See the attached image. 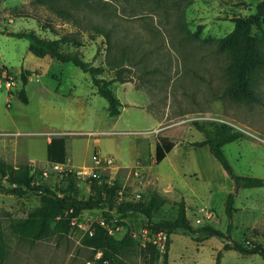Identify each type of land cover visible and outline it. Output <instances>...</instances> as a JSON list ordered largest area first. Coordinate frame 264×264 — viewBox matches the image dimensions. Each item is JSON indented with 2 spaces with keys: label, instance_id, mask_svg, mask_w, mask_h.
<instances>
[{
  "label": "rangeland",
  "instance_id": "rangeland-1",
  "mask_svg": "<svg viewBox=\"0 0 264 264\" xmlns=\"http://www.w3.org/2000/svg\"><path fill=\"white\" fill-rule=\"evenodd\" d=\"M261 1L0 0V30L67 36L70 49L78 48L86 60L105 68L104 77H114L118 68L128 79L114 84L123 107L119 116L110 117L90 74L72 63L35 56L27 39L0 34V160L12 164L14 152L22 164L35 158L37 163L30 165L36 182L55 190L66 173L49 168L50 137H66L69 157L79 167L89 165L95 151L113 155L122 165L140 159L147 166V192L156 189L168 198L152 223L175 219L177 202L186 198L192 227L210 226L220 233L200 239L199 232L173 231L170 264H215L219 252L221 264H264L258 254L223 249L234 241L247 248L264 247V186L237 185L208 146L194 145L205 138L196 123L207 128L210 120L230 123L244 133L223 147L234 173L264 180V73L257 80L263 103L234 102L226 94L229 56L217 50V40L234 28L231 18L255 13ZM23 70L32 72L25 86L28 102L18 95ZM4 71L14 78L11 88ZM156 141L175 145L159 164ZM230 193L235 194L232 218L226 211ZM90 194L87 183L80 181L77 197L86 200ZM39 204L40 197L32 192L19 197L0 189V219L8 244L4 264H95L97 257L82 244L78 230L34 244L17 237L11 221ZM118 207L96 210L122 226L116 237L128 232L138 242L119 256L118 264H162L164 250L152 245L154 260L142 252L148 247L141 241V232L149 229L146 216L122 217ZM201 207L212 210L215 218L198 224L196 211Z\"/></svg>",
  "mask_w": 264,
  "mask_h": 264
},
{
  "label": "trees",
  "instance_id": "trees-1",
  "mask_svg": "<svg viewBox=\"0 0 264 264\" xmlns=\"http://www.w3.org/2000/svg\"><path fill=\"white\" fill-rule=\"evenodd\" d=\"M230 21L234 24L232 31L217 40V50L225 52L229 56L227 73L230 80L226 88V94L234 102L261 104L263 100L258 93L257 80L264 73V0L257 4L255 13L236 15ZM201 29L202 26H199L198 32L192 35L196 37ZM254 29L258 31L255 32ZM101 33L103 34L104 32ZM0 34L27 39L29 41V50L35 56L39 58L51 57L61 63H72L83 72L90 74L97 94L108 103L107 111L110 117H117L121 114L123 103L115 93L114 84L116 82H128V79L123 76V70L117 68L114 77H104L105 68L86 60L78 48L75 50L70 49L67 46L69 40L67 36L44 37L34 29L20 31L0 30ZM3 70L5 69L3 68ZM31 75L32 72L29 70L21 72L23 87L18 92V95L24 102H28L25 86ZM209 123L211 128H207L202 124H195L205 138L194 145L199 147L208 146L211 153L221 163L230 177L242 187H263L264 180L261 178L236 175L224 154L223 147L228 143L239 140L244 136V133L226 122L210 120ZM174 147V144H162L157 141L156 164L161 163ZM47 160L49 164H64L67 161L66 137L52 138L47 145ZM36 180L35 171L30 164L15 166L0 160V189L19 197L29 192L40 197L38 207L31 210L24 217L13 219L10 223L13 232L19 239H26L32 244L46 240L52 235L67 236L72 229V219L84 211L93 212L98 209H113L115 193L119 187V182H116L114 186H108L106 183H99L95 179L89 180L91 194L88 199L83 200L77 197L80 180L75 174H66L65 182L55 190L46 184L36 182ZM167 201L168 198L153 189L148 192L146 190L140 200L124 202L117 208V213L122 217H126L130 213H141L148 219V228L155 232L159 230L167 231L168 241L162 255V264H170V236L173 231L183 229L191 233L199 232L201 234L200 239L213 234L220 235L210 226L194 229L189 221L184 199L176 204L177 215L175 219L152 223L154 213L167 204ZM226 211L230 218L233 217L236 211L235 194L233 193H230L227 197ZM104 217L108 221L112 219V216L108 213ZM82 244L92 250L93 258L98 252L101 253L100 258L95 260V264H118L119 256L124 251L138 246V242L128 232L118 238L109 234L108 230L100 225L97 226L94 235H84ZM223 249L226 251L236 250L242 253L258 254L264 258V247L261 245L247 248L244 244L234 241L233 245L227 244ZM142 252L152 260L156 257V250L150 244ZM7 255L8 244L0 219V264H4ZM222 256L223 253L219 252L215 264H221Z\"/></svg>",
  "mask_w": 264,
  "mask_h": 264
},
{
  "label": "built area",
  "instance_id": "built-area-1",
  "mask_svg": "<svg viewBox=\"0 0 264 264\" xmlns=\"http://www.w3.org/2000/svg\"><path fill=\"white\" fill-rule=\"evenodd\" d=\"M4 77L6 78V86L8 88L15 85L14 78L8 72L4 71ZM49 168L56 172L65 171L66 174H75L80 181H85L89 188V180L92 179L97 180L99 183L104 182L108 186H114L116 182H119V187L115 193V204L119 206L124 202L140 200L146 190V175L140 159L136 161L133 167L123 168L113 155L95 151L92 155L91 164L88 166L76 167L68 160L64 164H49ZM43 174L47 175V170ZM196 212L198 214L196 218L198 224L204 221H211L215 218V213L206 207H201ZM116 221L114 218L108 221L103 215H98L97 213L79 214L71 221V232L78 230L83 236L86 234L92 236L97 226L100 225L106 228L109 234L115 235L122 229V226L117 224ZM141 241L144 246L150 244L165 251L168 233L166 230L155 232L150 228L145 229L141 232ZM100 256L101 253H98L97 259ZM87 264L91 263L88 262Z\"/></svg>",
  "mask_w": 264,
  "mask_h": 264
},
{
  "label": "crops",
  "instance_id": "crops-1",
  "mask_svg": "<svg viewBox=\"0 0 264 264\" xmlns=\"http://www.w3.org/2000/svg\"><path fill=\"white\" fill-rule=\"evenodd\" d=\"M90 133V135H94V134H97L96 132H89ZM88 133V134H89ZM54 137H57V136H53L52 138H54ZM52 138L50 137V138H48V139H46V150H47V145H48V143L52 140ZM66 147H67V140H66ZM156 147H157V141H156ZM47 152V151H46ZM101 152V151H100ZM12 153V152H11ZM155 153H156V150H155ZM168 156V155H167ZM166 156V157H167ZM10 160H9V162H11L12 164H14L15 166H19V164H22V162H20L19 161V159H18V157H17V155H16V153L14 152L13 154H10ZM46 160H47V157H46ZM68 160H70L71 161V163L73 164V161H72V159L69 157V153H68V148H67V161ZM118 160V159H117ZM138 160V159H137ZM137 160H135V161H133V163L132 164H130V165H122L120 162H119V164L123 167V168H131V167H133L134 165H135V163H136V161ZM43 162V161H42ZM47 162H48V160H47ZM27 163H29V164H31V163H37V160L35 159V158H31V157H29V158H27V160H26V162H24L23 164H27ZM91 164V163H90ZM89 164V165H90ZM74 166H76V167H79V166H77V165H74ZM83 166H88V165H83ZM83 166H80V167H83ZM144 166V171H146V168L145 167H147L146 165H143ZM148 175H149V172H148ZM157 176V175H156ZM159 180V179H158ZM158 183L160 184V180L158 181ZM170 188V187H169ZM165 189H167V188H165ZM165 191H168V189L167 190H165ZM172 191H176V190H172ZM177 192H179V191H177ZM181 193V192H180ZM183 195V194H182ZM185 197V196H184ZM186 202H188V199H184ZM186 206H187V204H186ZM187 210L189 211V206H187ZM91 213H96V210L95 211H93V212H88L87 214H91ZM98 253H100V252H98ZM98 253L96 254V256L98 255Z\"/></svg>",
  "mask_w": 264,
  "mask_h": 264
},
{
  "label": "water",
  "instance_id": "water-1",
  "mask_svg": "<svg viewBox=\"0 0 264 264\" xmlns=\"http://www.w3.org/2000/svg\"><path fill=\"white\" fill-rule=\"evenodd\" d=\"M236 184L238 185V182L236 181Z\"/></svg>",
  "mask_w": 264,
  "mask_h": 264
}]
</instances>
